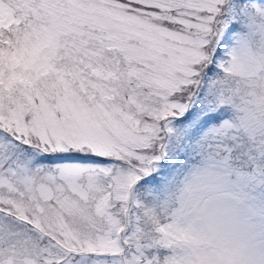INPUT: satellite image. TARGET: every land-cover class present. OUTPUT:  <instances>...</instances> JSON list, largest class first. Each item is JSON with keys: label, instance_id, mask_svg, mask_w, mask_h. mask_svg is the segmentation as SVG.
Wrapping results in <instances>:
<instances>
[{"label": "snow or ice", "instance_id": "6c2138e0", "mask_svg": "<svg viewBox=\"0 0 264 264\" xmlns=\"http://www.w3.org/2000/svg\"><path fill=\"white\" fill-rule=\"evenodd\" d=\"M0 264H264V0H0Z\"/></svg>", "mask_w": 264, "mask_h": 264}]
</instances>
